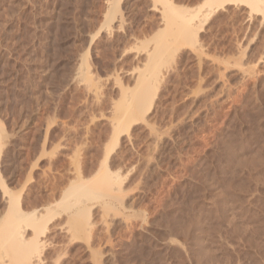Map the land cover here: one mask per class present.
<instances>
[{"label": "rangeland", "instance_id": "obj_1", "mask_svg": "<svg viewBox=\"0 0 264 264\" xmlns=\"http://www.w3.org/2000/svg\"><path fill=\"white\" fill-rule=\"evenodd\" d=\"M236 1L0 0V219L40 221V264H264V0Z\"/></svg>", "mask_w": 264, "mask_h": 264}, {"label": "bare ground", "instance_id": "obj_2", "mask_svg": "<svg viewBox=\"0 0 264 264\" xmlns=\"http://www.w3.org/2000/svg\"><path fill=\"white\" fill-rule=\"evenodd\" d=\"M165 1V0H164ZM237 2L236 0L234 1V0H208V2L210 3V2H212V3H215V4H217L218 6H222L223 4H228L229 2ZM250 3H252V2H254L253 0H250L249 1ZM165 3V2H164ZM167 3V2H166ZM246 3V2H245ZM249 3V4H250ZM234 4V3H233ZM248 4V3H247ZM253 4V3H252ZM262 4H263V2H262ZM168 5H169V2H168ZM254 6V5H253ZM256 6H259V5H256ZM262 6V5H261ZM260 6V7H261ZM258 8V9H262V8ZM175 8V7H174ZM173 8V9H174ZM169 10V13H168V23H169V20L171 21V23H172V21H173V19L171 20V19H169L170 17V15L172 16V14L174 13V10L172 9V8H168ZM176 9V8H175ZM257 9V10H258ZM262 10H264V7H263V9ZM176 11V10H175ZM213 12V11H212ZM258 13V12H257ZM175 14V13H174ZM172 18V17H171ZM182 18H183V16H182ZM185 18V17H184ZM193 18V17H192ZM191 18V19H192ZM185 21H186V19H184ZM183 20V22H185ZM201 20H202V18H201ZM182 21V20H181ZM204 21V20H203ZM201 22V21H200ZM199 22V23H200ZM205 22V21H204ZM179 24H180V22H179ZM188 24V19H187V21H186V25ZM202 24V23H201ZM181 25V24H180ZM180 25H179V27H180ZM185 24H183V25H181V27H183L184 28V26L186 27V28H188L187 26H186ZM201 27H202V25H200ZM181 29L180 28V31L183 33V35H185L184 36V38L186 37V33H188V31L186 32V30H188V29H186L185 30V28L184 29ZM191 29V28H190ZM190 31V30H189ZM180 32V33H181ZM189 35V34H188ZM190 37V36H189ZM161 62H163V61H161ZM160 62V63H161ZM163 64V63H162ZM157 66V65H156ZM158 67V66H157ZM155 68V67H154ZM155 70V69H154ZM156 71V70H155ZM155 73V72H154ZM158 75V74H157ZM157 75H155V77H157ZM160 75V74H159ZM154 79V78H153ZM156 79H158V78H156ZM160 79V78H159ZM140 84L138 85V87H137V90H136V92L133 94L134 96H133V101H132V105L131 106H126V107H124V103L123 104H121V106L119 107L120 109L118 110V111H120V110H122V115L121 116H123V117H118L117 116V118H122V121H120V122H122L120 125H126L125 124V118L127 117V118H131L132 119V117L133 118H135V112H137V111H140V113H141V111H143L144 109H145V107L146 108H150L151 107V104L153 103L152 101H153V97H151L149 94V88H148V85H147V82L145 81V80H141V82H139ZM156 83H158V81L156 82ZM150 88H151V86H150ZM154 93H152V95H153ZM128 103V102H127ZM126 104V103H125ZM123 105V106H122ZM124 107V108H123ZM118 109V108H117ZM147 110V109H146ZM117 111V112H118ZM120 113V112H119ZM139 113V112H138ZM139 113V114H140ZM119 115V116H120ZM124 118V119H123ZM132 120H134V119H132ZM129 121H131V120H129ZM119 122V123H120ZM124 122V123H123ZM119 123H118V125H119ZM117 125V126H118ZM119 125V126H120ZM120 127H122V126H120ZM126 127V126H125ZM114 131H116V130H114ZM113 131V132H114ZM116 133H113V136L115 135ZM114 138V137H113ZM105 153V152H104ZM105 155V154H104ZM230 155V154H229ZM232 156V155H231ZM250 157H252V156H250ZM255 157V156H254ZM231 158V157H230ZM232 158H233V156H232ZM246 159H248V158H246ZM249 159H251V158H249ZM253 159V158H252ZM255 159V158H254ZM229 160V159H228ZM104 161V160H103ZM248 161V160H247ZM246 160H245V162H247ZM105 162V161H104ZM103 162V163H104ZM234 162V161H233ZM252 162H254V161H252ZM239 164V163H238ZM241 164V163H240ZM244 164V163H243ZM245 164H247V163H245ZM249 164V163H248ZM79 165V164H78ZM82 165V164H81ZM99 165H101L100 167H104L103 169H105V164H103V166H102V164H99ZM105 165V166H104ZM252 165V163L250 162V166ZM234 166V165H233ZM243 166V165H242ZM241 166V167H242ZM240 167V166H239ZM108 168V167H107ZM253 168V167H252ZM81 170V169H80ZM99 170H100V168H99ZM103 171H105V170H103ZM81 172V171H80ZM100 172V171H99ZM106 172H108V171H106ZM77 173V172H76ZM83 173V172H82ZM98 173V172H97ZM262 173V172H261ZM81 174V173H80ZM106 174V173H105ZM109 174V173H108ZM95 175V177H96V173L94 174ZM98 176V175H97ZM234 176V175H233ZM251 176V175H250ZM81 177V176H80ZM93 177V176H92ZM95 177H94V179H95ZM107 177V176H106ZM252 177V176H251ZM82 178V177H81ZM253 178V177H252ZM94 179H92V181H95ZM97 179V178H96ZM112 179V178H111ZM88 180V179H87ZM107 180H110V177H107ZM106 180V184H107V186L108 185H110L109 183H111L110 181H107ZM113 180H115V179H113ZM252 180H254V178L252 179ZM83 181V180H82ZM89 181H90V179H89ZM91 181V182H92ZM112 181V180H111ZM250 181V180H249ZM81 185H82V187H84L85 186V184H83V183H81L80 182V180L78 181ZM85 182H87V181H85ZM243 182V181H242ZM76 183V182H75ZM115 183V182H114ZM248 183V182H247ZM71 184V183H70ZM72 184H73V182H72ZM71 184V185H72ZM93 184V183H92ZM101 184V183H100ZM100 184L99 185H97L98 187L100 186ZM249 184V183H248ZM262 184V183H261ZM78 184H76V186H77ZM89 185V184H88ZM102 185H104V183H102ZM113 185H115V184H113ZM228 185V184H227ZM230 185V184H229ZM256 185V184H255ZM73 186H75V185H73ZM225 187V186H224ZM228 187H230V188H232L231 186H228ZM233 187H235L234 185H233ZM70 189H71V187H69ZM69 188H67V189H69ZM73 188V187H72ZM85 188V187H84ZM114 188V187H113ZM113 188H112V190H113ZM242 188V187H241ZM77 189V188H76ZM99 189H102V187L100 186L99 187ZM108 190H110V187L108 188ZM227 190V189H226ZM73 191H75V190H73ZM111 191V190H110ZM65 192V194H66V190L64 191ZM78 192H80V190L78 191ZM78 193H76L75 192V195H73L74 196V198H76L78 195H77ZM82 194H83V192H82ZM87 194V193H86ZM226 194V193H225ZM234 194V193H233ZM250 194V193H249ZM77 195V196H76ZM90 195H94V193H90L89 194V196ZM99 195H101V194H99ZM61 196V195H60ZM69 196H71L70 194H69ZM96 196H98V194L96 193ZM101 196H104L103 194L101 195ZM109 196V195H108ZM66 197H67V194H66ZM72 197V196H71ZM82 197V196H81ZM100 197V196H99ZM11 198H13V196H11ZM78 198H80V197H78ZM108 198V197H107ZM109 198H111V199H113L112 197H109ZM60 199V198H59ZM81 199H83V198H81ZM235 199H236V197H235ZM64 200V199H63ZM80 200V199H79ZM79 200H77V198H76V200L74 201V203H73V198H72V202L70 201V203H73V204H70V203H67L68 202V200H67V202H66V204H68V205H66V208L67 209H70L71 207H76L75 209H73V212H72V216L74 217L73 219H75V217H76V219H77V216L78 215H82V213H80V212H83V214L85 213L84 211H82L81 210V207H79V205L78 204H80L79 202H78V204H75V202H77V201H79ZM114 200V199H113ZM12 201V200H11ZM81 201V200H80ZM221 201V200H220ZM233 201V200H232ZM241 201V200H240ZM62 202V201H61ZM64 204V203H63ZM261 204V203H260ZM12 205V204H11ZM64 206V205H63ZM12 208V207H11ZM14 209H11V211H12V218H7V220H6V216H5V218H1L0 219V247H4V246H6V247H12V248H14V249H16L17 251H19V255L18 256H16V257H14V258H11L10 259V261L8 262L9 264H40V263H42V251H43V247H46V246H44L45 245V243H46V238H47V236L45 235H43L44 234V231H39L40 229H38V228H40V221H39V223H37L36 222V219H35V221H34V219H33V221H32V218H30L29 217V215H28V217L31 219V220H28V218L26 219V215H24V214H21L20 212H18L16 209H15V207H13ZM62 209V208H61ZM257 209V208H256ZM9 210H10V208H9ZM254 210V209H253ZM10 211V212H11ZM85 211H87V209L85 210ZM89 212V211H88ZM80 213V214H79ZM249 213V212H248ZM49 214V213H48ZM221 214V213H220ZM55 215V214H54ZM225 215V214H224ZM249 215V214H248ZM253 215V214H252ZM252 215H251V217H252ZM34 216V215H33ZM250 216V215H249ZM255 216V215H254ZM253 216V217H254ZM81 217V216H80ZM83 217V216H82ZM45 219H46V217H44ZM43 218V219H44ZM48 218V217H47ZM71 218V217H70ZM42 219V222L41 223H43V221H45V219L43 220ZM72 219V218H71ZM72 219V220H73ZM252 219H254V218H252ZM47 220V219H46ZM79 220V219H78ZM83 220V219H82ZM88 220V219H87ZM86 220V221H87ZM255 220V219H254ZM74 221V220H73ZM76 221V220H75ZM81 222V221H80ZM197 223V222H196ZM85 225H87L86 224V222L84 223ZM39 225V226H38ZM44 225H46V221H45V224L43 223V226ZM70 225H71V223H70ZM83 225V224H82ZM68 226H69V224H68ZM79 226V225H78ZM251 226V225H250ZM32 228L33 227V229L34 230H32L31 232H35V234H34V237L33 238H31L30 237V239L31 240H28L29 238H25V236L23 235V232L25 231V229L26 228ZM249 227V226H248ZM43 228V227H42ZM70 228H71V226H70ZM245 228V227H244ZM261 228V227H260ZM36 229H38V230H36ZM72 229V228H71ZM74 229V228H73ZM73 229H72V231H73ZM76 229V228H75ZM258 229V228H257ZM50 230V229H49ZM69 230V229H68ZM261 230H262V228H261ZM255 231H257V230H255ZM238 232V231H237ZM48 233V232H47ZM255 233H257V232H255ZM254 233V234H255ZM40 234H42L43 235V237H41V236H39ZM235 234V233H234ZM29 236V235H28ZM234 236V235H233ZM248 239V238H247ZM248 240H250V239H248ZM250 243H251V241H250ZM171 244V243H170ZM253 244H255V243H253ZM253 244H251L252 246H253ZM260 245V244H259ZM178 246V245H177ZM251 247V246H250ZM201 248V247H200ZM199 248V249H200ZM203 249V248H202ZM15 250V251H16ZM198 250V249H197ZM205 250V249H204ZM254 250V249H253ZM202 252V251H201ZM200 252V253H201ZM201 255H203V253L201 254ZM254 255V254H253ZM0 256H2V255H0ZM253 257V256H252ZM200 258V257H199ZM201 259H203V258H201Z\"/></svg>", "mask_w": 264, "mask_h": 264}]
</instances>
